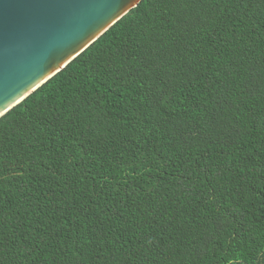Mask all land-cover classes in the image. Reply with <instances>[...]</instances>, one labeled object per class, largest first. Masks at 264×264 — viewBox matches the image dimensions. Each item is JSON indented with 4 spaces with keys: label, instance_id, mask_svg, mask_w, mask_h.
<instances>
[{
    "label": "trees",
    "instance_id": "trees-1",
    "mask_svg": "<svg viewBox=\"0 0 264 264\" xmlns=\"http://www.w3.org/2000/svg\"><path fill=\"white\" fill-rule=\"evenodd\" d=\"M0 264H264V0H141L0 118Z\"/></svg>",
    "mask_w": 264,
    "mask_h": 264
},
{
    "label": "water",
    "instance_id": "water-1",
    "mask_svg": "<svg viewBox=\"0 0 264 264\" xmlns=\"http://www.w3.org/2000/svg\"><path fill=\"white\" fill-rule=\"evenodd\" d=\"M141 0H0V118Z\"/></svg>",
    "mask_w": 264,
    "mask_h": 264
}]
</instances>
